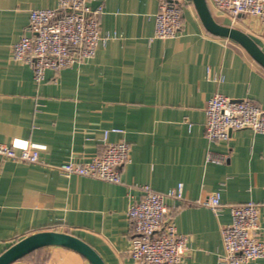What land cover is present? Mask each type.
<instances>
[{"label":"crops","instance_id":"crops-1","mask_svg":"<svg viewBox=\"0 0 264 264\" xmlns=\"http://www.w3.org/2000/svg\"><path fill=\"white\" fill-rule=\"evenodd\" d=\"M177 1L183 26L162 39L154 37L160 0H88L102 8L101 32L110 38L93 57L47 69L37 83L33 67L13 58V46L29 33L31 10L57 0H0V143L23 138L47 145L37 163L0 154V254L29 234L56 230L88 242L106 264H134L128 209L142 198L143 184L167 192L183 183V199L165 198L168 216L188 237L183 264H231L222 259L221 226L231 222L233 204L261 205L264 240V133L233 130L214 142L205 136L206 106L216 92L251 98L264 109V67L238 42L208 32L192 0ZM209 6L218 22L241 29L264 49L259 17L232 20ZM106 130L108 141L131 146L121 182L57 167L102 153ZM215 191L224 205L218 215L198 203ZM25 259L91 264L58 245ZM240 264H264V256Z\"/></svg>","mask_w":264,"mask_h":264},{"label":"built area","instance_id":"built-area-1","mask_svg":"<svg viewBox=\"0 0 264 264\" xmlns=\"http://www.w3.org/2000/svg\"><path fill=\"white\" fill-rule=\"evenodd\" d=\"M221 15L235 20L239 15L259 17L264 27V0H208ZM102 8L93 9L88 0H57L54 7L36 8L30 12L29 33L21 35L13 46V58L30 64L37 83L45 79L47 69L60 70L75 62L94 56L100 43H106L109 33H102L99 17ZM184 10L177 0H160L155 15L157 38L176 36L183 26ZM264 39V34H263ZM221 81V77L214 76ZM249 128L264 133V109L251 98L235 99L216 92L206 106L205 136L211 141L229 139L233 130ZM105 149L88 162L69 160L57 167L65 174L84 175L119 183L123 166L131 161V146L124 140L108 141ZM113 131H120L114 128ZM0 143V154L13 160L37 163L43 161L47 145L22 139L26 149ZM209 159L220 161L211 156ZM142 198L130 205L128 216L134 225L129 254L134 264H183L188 251V237L179 233L168 216L166 197L184 198V185L179 183L167 192H159L149 184L141 186ZM198 203L210 207L217 215L223 209L221 192L215 191ZM231 222L221 226L224 253L222 259L240 264L264 256L261 235V205L255 201L230 205ZM11 264H35L25 258Z\"/></svg>","mask_w":264,"mask_h":264},{"label":"water","instance_id":"water-1","mask_svg":"<svg viewBox=\"0 0 264 264\" xmlns=\"http://www.w3.org/2000/svg\"><path fill=\"white\" fill-rule=\"evenodd\" d=\"M192 1L199 18L208 32L238 42L256 62L264 67V49L253 37L232 25L218 22L207 0ZM52 245L72 249L81 254L91 264H106L102 256L88 242L69 232L56 230L34 232L17 240L0 254V264H11L18 259L25 258L40 248Z\"/></svg>","mask_w":264,"mask_h":264},{"label":"clouds","instance_id":"clouds-1","mask_svg":"<svg viewBox=\"0 0 264 264\" xmlns=\"http://www.w3.org/2000/svg\"><path fill=\"white\" fill-rule=\"evenodd\" d=\"M13 146L14 147H17L18 149H26L27 146H28V143L26 141H23L22 139L20 138H16L14 141H13Z\"/></svg>","mask_w":264,"mask_h":264}]
</instances>
